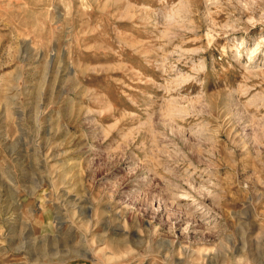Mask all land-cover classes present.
<instances>
[{"label":"rangeland","instance_id":"obj_1","mask_svg":"<svg viewBox=\"0 0 264 264\" xmlns=\"http://www.w3.org/2000/svg\"><path fill=\"white\" fill-rule=\"evenodd\" d=\"M0 264H264V0H0Z\"/></svg>","mask_w":264,"mask_h":264}]
</instances>
